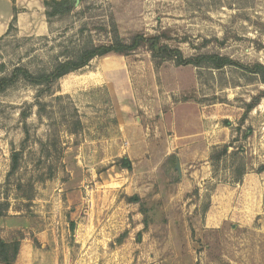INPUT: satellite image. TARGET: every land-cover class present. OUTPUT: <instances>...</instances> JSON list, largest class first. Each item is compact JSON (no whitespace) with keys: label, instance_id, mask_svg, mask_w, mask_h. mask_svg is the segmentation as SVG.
<instances>
[{"label":"rangeland","instance_id":"1","mask_svg":"<svg viewBox=\"0 0 264 264\" xmlns=\"http://www.w3.org/2000/svg\"><path fill=\"white\" fill-rule=\"evenodd\" d=\"M72 1L48 18L43 0H0V75L49 70L115 29L264 64V0ZM262 168L264 83L238 65L157 64L143 47L0 93V237L24 241L15 264H264Z\"/></svg>","mask_w":264,"mask_h":264},{"label":"trees","instance_id":"2","mask_svg":"<svg viewBox=\"0 0 264 264\" xmlns=\"http://www.w3.org/2000/svg\"><path fill=\"white\" fill-rule=\"evenodd\" d=\"M43 5L45 6L48 18L68 15L75 8L72 0H43ZM15 21H17L16 8L13 21L9 28L13 27ZM143 47H148L150 49L153 59L157 64H162L163 62L170 60L178 66L210 65L214 68H223L229 65H238L250 73L259 75L264 83V64L261 62H256L254 65L238 63V61H235L230 56L222 55L216 52L197 53L192 56H186L179 47H171L169 45L162 44L159 36L136 34L130 40H125L120 37L117 29H115V34L113 35L112 40L108 43L84 46L75 55L56 62L49 70L34 72L24 65L14 67L11 73L0 75V93L5 92L21 81L33 86L50 88L55 82L65 75L88 66L90 62L97 57L106 56L112 53L129 55L137 52ZM81 128V121H77L74 129L70 132L71 134L76 135L79 133ZM228 147L229 146L226 145L224 147L225 150H227ZM172 156L174 160L177 159L176 155ZM16 161L17 160L15 159V164L13 166L14 169L18 167ZM122 162L127 169H131V162L128 158L124 157ZM263 169L264 168H262L261 171H263ZM242 176L243 173L240 172L239 180ZM36 240L35 244L38 247H47L45 242L40 239ZM24 245V241L16 240L9 243L0 237V263L15 264L19 259H21Z\"/></svg>","mask_w":264,"mask_h":264},{"label":"crops","instance_id":"3","mask_svg":"<svg viewBox=\"0 0 264 264\" xmlns=\"http://www.w3.org/2000/svg\"><path fill=\"white\" fill-rule=\"evenodd\" d=\"M19 15V14H18ZM196 133L193 132H189L188 134H184V137L190 136L191 138H193L192 136H194ZM190 139V138H189Z\"/></svg>","mask_w":264,"mask_h":264},{"label":"water","instance_id":"4","mask_svg":"<svg viewBox=\"0 0 264 264\" xmlns=\"http://www.w3.org/2000/svg\"><path fill=\"white\" fill-rule=\"evenodd\" d=\"M177 169L180 171V166H179V163H177Z\"/></svg>","mask_w":264,"mask_h":264}]
</instances>
